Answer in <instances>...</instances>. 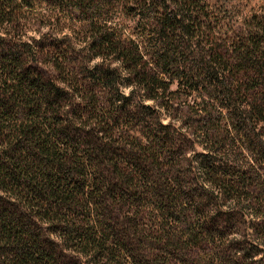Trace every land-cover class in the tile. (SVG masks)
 I'll list each match as a JSON object with an SVG mask.
<instances>
[{
    "label": "trees",
    "instance_id": "trees-1",
    "mask_svg": "<svg viewBox=\"0 0 264 264\" xmlns=\"http://www.w3.org/2000/svg\"><path fill=\"white\" fill-rule=\"evenodd\" d=\"M233 1L0 0V264H256L264 3L240 30ZM179 90L191 159L159 113ZM245 219L256 248L226 239Z\"/></svg>",
    "mask_w": 264,
    "mask_h": 264
},
{
    "label": "rangeland",
    "instance_id": "rangeland-1",
    "mask_svg": "<svg viewBox=\"0 0 264 264\" xmlns=\"http://www.w3.org/2000/svg\"><path fill=\"white\" fill-rule=\"evenodd\" d=\"M123 3H126L127 0H123ZM133 1V0H132ZM224 1V0H223ZM230 1V0H228ZM233 1V0H231ZM236 8L234 11L237 13H242L238 19H234L236 22V27L240 30H244L245 23L244 20L246 18V14H250L249 9H256L258 5L263 4L264 0H234ZM133 3V2H131ZM249 3V6L246 7V4ZM252 12V11H251ZM234 16V15H233ZM44 32H51L53 29L48 27H39ZM60 31H53V36L49 38V41L46 43V46L52 48V46H60L61 44H67L63 38V35L68 32V30L58 29ZM38 37V33L35 34ZM56 35V37H54ZM38 69L48 78L55 77L54 69L47 63V59L43 57L40 62L35 63ZM171 89L173 91L176 90V85H172ZM126 92L129 88L125 89ZM178 96L175 100L170 101L168 104L167 110H161L159 113L161 114L162 124L166 126L165 133L172 136L176 143L180 145L179 151L184 153L187 152L186 156L191 159L195 153L204 152V149L197 141H194V135L192 131L196 127V123L193 124V113L195 110L191 109L192 102L188 99V93L184 90H179ZM170 96V95H169ZM190 102V103H189ZM152 101H147L146 104H151ZM172 105V107H171ZM170 106V107H169ZM176 154L178 155L177 151ZM223 209V208H222ZM238 233L236 235L226 236V239H242L243 244H250V246L255 247L257 244V240L254 239V236L251 234L252 228L251 223L248 219H245L244 222H237V230ZM247 247H249L247 245ZM256 248V247H255ZM261 253L257 255L253 259L256 264H264V246L261 247ZM232 253V252H231ZM67 255L72 256V254L66 253ZM195 256V255H194ZM261 260V261H260ZM263 262V263H262Z\"/></svg>",
    "mask_w": 264,
    "mask_h": 264
}]
</instances>
